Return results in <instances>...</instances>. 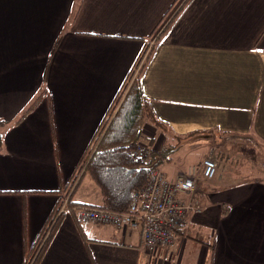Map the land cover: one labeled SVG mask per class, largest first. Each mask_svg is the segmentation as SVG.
Segmentation results:
<instances>
[{
  "label": "crops",
  "instance_id": "obj_1",
  "mask_svg": "<svg viewBox=\"0 0 264 264\" xmlns=\"http://www.w3.org/2000/svg\"><path fill=\"white\" fill-rule=\"evenodd\" d=\"M185 1L0 0V264H25L143 48ZM184 9L141 76L171 145L221 134L264 146V0ZM167 142L161 133L153 150ZM255 162L257 172L226 167L204 183L203 213L189 215L174 247L148 250L140 228L79 222L72 209L40 264H264V157ZM197 164L164 171L186 175ZM85 176L72 202L101 206Z\"/></svg>",
  "mask_w": 264,
  "mask_h": 264
},
{
  "label": "trees",
  "instance_id": "obj_2",
  "mask_svg": "<svg viewBox=\"0 0 264 264\" xmlns=\"http://www.w3.org/2000/svg\"><path fill=\"white\" fill-rule=\"evenodd\" d=\"M191 1H185L184 5L174 15L173 19L167 24L159 36L173 27L178 17L185 10L184 8ZM159 36L154 39L156 43L159 41ZM153 47L151 49V41H149L143 48L108 113L102 120L85 156L80 162L77 172L68 184L66 190H70L75 185L77 179L80 178L81 171L84 170L71 195L68 205L69 209L72 210L74 207H89L100 208L112 213H127L133 201V195L145 189L149 182L151 172L165 164L170 158L169 155L178 149V146L171 145L155 152L153 147L156 139L145 135V126L147 123L160 133L168 134L171 132L170 127L154 113L151 102L143 90L141 76L151 56L156 51V47ZM143 60L146 63L136 76L137 68ZM47 95L48 92L43 91L30 104L21 120L29 113H32L38 107L44 96ZM139 145H144L147 148L149 153L147 158L134 156L133 152ZM217 159L222 163L223 168L226 169V164L223 161L224 157L221 153L217 155ZM85 175L90 176L99 188L102 197L101 206H79L72 202V197L79 188L81 180ZM60 206L61 201L41 234L35 248L28 254L25 264H40L45 250L53 238L63 216L60 218L56 216ZM49 230L52 231L44 243L45 234Z\"/></svg>",
  "mask_w": 264,
  "mask_h": 264
},
{
  "label": "built area",
  "instance_id": "obj_3",
  "mask_svg": "<svg viewBox=\"0 0 264 264\" xmlns=\"http://www.w3.org/2000/svg\"><path fill=\"white\" fill-rule=\"evenodd\" d=\"M153 46L154 42L151 43V49L154 48ZM133 154L136 157L149 156L144 145L136 147ZM163 165L151 172L145 189L133 195V201L127 213H112L100 208L75 207L73 209L78 212L79 222L112 226L119 230L129 226L140 228L143 244L148 250L174 247L180 231L187 225L189 215L203 213V208L196 199V195L200 192L198 183L215 180L218 176V165L214 160L206 159L200 166L191 168L188 174L175 177H169ZM83 172L84 170L81 174ZM79 179L70 190L65 192L59 215H64L71 210L68 204ZM195 200H197L196 203H194Z\"/></svg>",
  "mask_w": 264,
  "mask_h": 264
},
{
  "label": "rangeland",
  "instance_id": "obj_4",
  "mask_svg": "<svg viewBox=\"0 0 264 264\" xmlns=\"http://www.w3.org/2000/svg\"><path fill=\"white\" fill-rule=\"evenodd\" d=\"M155 44L156 43H154V46ZM145 63H146L145 60H143L141 65L137 68L136 76L140 73V70L141 68H143ZM215 133H219V132H215ZM160 134L161 133L159 131H157L150 124L147 123V125L145 126L146 136L148 137L155 136L156 139H158ZM165 135L168 141L167 144H170V145L178 144L177 142L169 140L171 138L170 135L168 134H165ZM196 137L198 136L188 135V136L179 138L180 140L182 139L179 142L181 144L178 145V149L175 152L169 155L170 158L168 159L167 162H165L166 163L165 168H164L165 170L168 167L172 170L171 167L174 166V164L177 165L178 161L181 163V165H184V168H187L190 165H194L198 163L199 161H201L202 163L206 159H212L218 165V168H219L218 173H220L221 175H224L228 171L225 170V168H223L222 163H220V161L217 159V155L221 153V155H223L224 157L223 161L226 164V167L231 168L232 170H234V172L239 171L238 174H242L241 171H246V172L256 171L257 169L255 167V163H256L255 161L257 160L258 157H264V146L260 142H258V140H256L253 136H250V135L245 136V139L241 141L242 144H239V145L231 144V141L237 140V139L239 140V137L231 136V135L226 136V135H221V134H215V136L206 137L208 139H204L205 137H200V138H196ZM241 138L242 137H240V140H242ZM159 140H158L159 142L157 145L158 147H159V144L161 143V139ZM257 143H258V149L256 150L255 145ZM226 145L228 146L226 147ZM158 147H155V148H158ZM258 163H260V160ZM81 175H80V178H81ZM85 177L87 178V180H89V182L94 184L93 181H91L90 176L86 175ZM213 181L214 180L207 181V182H199L198 185L200 187V192L198 193L205 192V189L203 188H207L206 186H209V184H212ZM204 183H206V186L204 185ZM94 188H97L95 184H94ZM67 191L68 190H66V192ZM206 196L207 195L201 196L200 202L202 204L205 202H209V199L206 198ZM62 204H63V201L61 200V206ZM61 206L57 210V215L60 212ZM60 217L61 215H58L57 218H60ZM51 231L49 230V232L45 234V238L43 240L44 243L50 236Z\"/></svg>",
  "mask_w": 264,
  "mask_h": 264
}]
</instances>
